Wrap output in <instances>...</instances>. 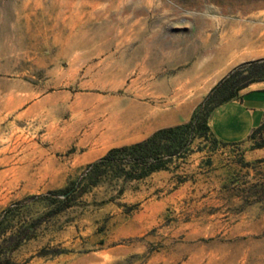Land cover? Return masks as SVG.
<instances>
[{"label": "rangeland", "instance_id": "obj_1", "mask_svg": "<svg viewBox=\"0 0 264 264\" xmlns=\"http://www.w3.org/2000/svg\"><path fill=\"white\" fill-rule=\"evenodd\" d=\"M263 57L264 0H0V264H264V131L53 193Z\"/></svg>", "mask_w": 264, "mask_h": 264}, {"label": "trees", "instance_id": "obj_2", "mask_svg": "<svg viewBox=\"0 0 264 264\" xmlns=\"http://www.w3.org/2000/svg\"><path fill=\"white\" fill-rule=\"evenodd\" d=\"M255 80H264V57L242 62L229 70L209 89L186 122L161 127L142 140L111 147L102 156L88 163L82 174L83 183L76 194L70 193L75 182L53 191L56 195H62L56 210L67 206L69 200L84 192L87 187L96 185L103 176L126 181L167 169L174 158H182L189 152L190 144L197 137L213 145L221 143L222 141L213 137L207 125L209 113ZM261 131L262 125L256 127L249 138H255Z\"/></svg>", "mask_w": 264, "mask_h": 264}, {"label": "crops", "instance_id": "obj_3", "mask_svg": "<svg viewBox=\"0 0 264 264\" xmlns=\"http://www.w3.org/2000/svg\"><path fill=\"white\" fill-rule=\"evenodd\" d=\"M163 115L145 114L143 121L153 131L165 126L160 124ZM185 120H175L170 125L183 123ZM210 132L216 139L225 143H245L249 141V134L262 125L264 131V80L249 82L239 89L234 97L222 102L211 110L207 118ZM107 132L102 133L106 137Z\"/></svg>", "mask_w": 264, "mask_h": 264}, {"label": "bare ground", "instance_id": "obj_4", "mask_svg": "<svg viewBox=\"0 0 264 264\" xmlns=\"http://www.w3.org/2000/svg\"><path fill=\"white\" fill-rule=\"evenodd\" d=\"M30 6H31V3L30 2H24V4H23V7L26 8V9L27 8H30ZM145 42H147V41H145Z\"/></svg>", "mask_w": 264, "mask_h": 264}]
</instances>
